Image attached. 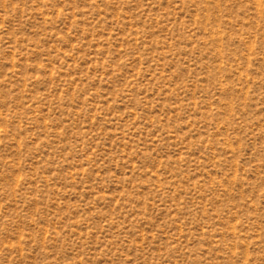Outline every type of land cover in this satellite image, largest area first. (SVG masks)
I'll return each mask as SVG.
<instances>
[{
  "label": "rangeland",
  "instance_id": "1",
  "mask_svg": "<svg viewBox=\"0 0 264 264\" xmlns=\"http://www.w3.org/2000/svg\"><path fill=\"white\" fill-rule=\"evenodd\" d=\"M0 264H264V0H0Z\"/></svg>",
  "mask_w": 264,
  "mask_h": 264
}]
</instances>
